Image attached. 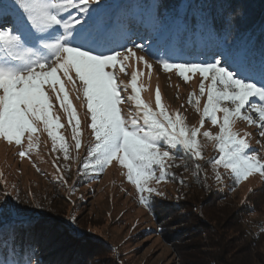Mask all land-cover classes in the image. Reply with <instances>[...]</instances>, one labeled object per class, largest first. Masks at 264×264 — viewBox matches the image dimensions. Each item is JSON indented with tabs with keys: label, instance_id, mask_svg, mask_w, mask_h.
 Segmentation results:
<instances>
[{
	"label": "snow or ice",
	"instance_id": "6c2138e0",
	"mask_svg": "<svg viewBox=\"0 0 264 264\" xmlns=\"http://www.w3.org/2000/svg\"><path fill=\"white\" fill-rule=\"evenodd\" d=\"M221 9L217 13L221 17L216 26L220 37L217 46L189 55L172 47L145 45L139 33L106 0H0V139L20 146L23 150L19 155L25 157L34 147L38 124L43 123L54 150L58 145L64 158L69 159V146L58 131L64 125L53 115L52 93L68 114L74 147L79 152L81 119L65 91L59 75L62 73L72 82L78 100L82 93L85 117L90 114L88 126L94 134L95 143L88 146L81 171L95 178L118 160L127 169V180L141 194V203L153 211L155 201L150 197L154 189L147 187L148 183L166 180L169 160L203 159L198 139L201 135L217 142L220 155L209 163L214 168L230 169L235 183L254 173L264 177V155L248 151V140L235 130L237 121L258 123L259 134L264 136V39L259 49L252 41L254 32L244 42L229 40L247 10L224 5ZM260 32L264 37V25ZM146 55L154 57L165 72H177L184 82L190 81L189 74H199L200 96L193 93L189 103L201 114L200 127H188L178 110L168 112L159 89L158 111L153 110L141 98L136 74L130 85L121 87L118 83L117 66L124 72L126 62L135 58L151 68ZM73 72L75 79L70 75ZM57 84L62 96L56 94ZM129 87L134 95L127 99L134 101L137 109L131 119L122 115L120 107L124 102L121 92ZM205 94L206 106L201 112L200 98ZM219 113H223L222 119ZM205 120L218 127L219 133H201ZM26 134L28 147L24 149ZM195 167L199 170V165ZM216 180H222L219 172ZM22 211L26 210L9 202L0 203V264H43L34 259L38 256L35 246L21 238L17 230Z\"/></svg>",
	"mask_w": 264,
	"mask_h": 264
},
{
	"label": "rangeland",
	"instance_id": "374dc122",
	"mask_svg": "<svg viewBox=\"0 0 264 264\" xmlns=\"http://www.w3.org/2000/svg\"><path fill=\"white\" fill-rule=\"evenodd\" d=\"M257 1L244 3L247 12H258L256 7L253 8ZM106 2L139 33L145 45L153 48H179L186 54L195 55L216 47L220 39L214 24L211 25L203 14L196 13L202 10L195 7L176 10L169 8V0ZM188 9H192V14L180 22V13L184 14ZM249 20L245 24L239 21L241 25L237 23L228 39L244 42L254 32L252 41L259 49L264 39L260 32L264 23ZM137 55L145 54L138 52ZM145 59L151 68L135 58L126 62L124 72L117 66L116 75L121 87L130 85L136 74L137 86L142 89L141 98L153 110L158 111L156 91L159 89L168 112L178 110L188 127H200L201 114L189 103L193 93L200 96L199 74H189L190 81L184 82L177 72H165L154 57L146 55ZM59 75L81 119L82 147L79 152L74 147L68 114L60 108L52 93L53 115L64 125L58 131L69 146V159L64 158L58 145L54 150L43 123L38 124L33 137L34 147L25 157L19 155L23 150L20 146L9 145L0 139V203L9 202L26 210L22 211V217L41 220L35 234L39 239L45 238L41 255L49 258L46 264H264V177L254 173L247 180L235 183L230 169L214 168L209 163L220 155L217 142L201 135L198 139L203 159L169 160L166 162L169 165L166 180L153 179L148 183L147 187L154 189L150 199H156L168 209L166 216L163 214L165 220L157 221L150 208L141 203V194L127 180V169L121 167L118 160L95 178L81 171L88 146L95 143L88 126L90 114L85 117L86 102L82 93L78 100L72 82L62 73ZM70 75L75 79L74 72ZM59 87V84L55 86L56 94L62 96ZM132 95L131 87L121 92L124 99L120 105L122 115L129 119L137 113L134 101L127 99ZM206 100V94L200 98L201 112ZM251 114L257 119L255 113ZM218 116L222 119L223 113ZM235 130L248 140V151L255 150L258 155H264L261 152L264 136L259 134L258 123L249 125L246 121H237ZM204 131L216 135L219 128L205 120L201 133ZM27 147L26 134L23 148ZM217 172L222 176L221 181L216 180ZM61 176L62 180L59 179ZM37 204L42 207L36 208ZM195 207L200 209L196 211ZM177 232L183 235V240L173 238ZM191 235H195L192 240ZM182 247H187V252H183Z\"/></svg>",
	"mask_w": 264,
	"mask_h": 264
},
{
	"label": "trees",
	"instance_id": "16d2710c",
	"mask_svg": "<svg viewBox=\"0 0 264 264\" xmlns=\"http://www.w3.org/2000/svg\"><path fill=\"white\" fill-rule=\"evenodd\" d=\"M247 0H224L222 2H220V0H169L168 2V6H170L169 8H177L176 10H181L184 11L186 8H193L195 7L196 9H200L201 11H197L196 13L198 14H203L207 21L212 25V24H219L221 17L217 14L219 11H221V5L224 6H235L237 8H241V9H245L244 7V3ZM206 4V6H205ZM199 6V7H198ZM203 7V8H202ZM257 8L258 12L255 13L252 12V10H250L249 12H247V16L245 18H241L238 20V22H243V24H245V21L247 19H252L253 21H260L261 23H264V2H261L260 0L257 1V3L254 4L253 8ZM202 8V9H201ZM175 10V11H176ZM192 9H188L187 11H185L184 14H181V19L182 21L180 22H184L183 20L188 18L190 14H192L191 12ZM174 11V12H175ZM184 16V17H183ZM249 20V21H250ZM239 22V23H240ZM162 24L166 25V22ZM182 24V23H180ZM241 25V23H240ZM216 26H214L215 30H216ZM242 27H244L242 25ZM211 28V27H210ZM202 29V28H200ZM215 34V33H214ZM204 36L201 35V38L203 39ZM213 37V36H212ZM205 38V37H204ZM205 41V39L203 40V42ZM219 43V41H218ZM175 50L177 52H183V50H180L179 48H175ZM153 201H155V211H153L152 209L151 212L153 213L155 219L157 221H164L166 214L168 213V209L166 208V206L164 204H162L161 202L157 201L156 199H153ZM196 211H198L200 208L199 207H195ZM164 214V216H163ZM193 214V213H192ZM39 216V215H36ZM41 224V220L37 219V218H33L31 216H25L22 217V222L17 224V230L21 236V238H23L24 240L30 242L31 244H33L35 246V250L38 253V256L34 257V259H39L41 261H43V264H46L47 260L49 258H44L41 255V250L43 248V241L45 240V238H41L39 239V235L35 234V231L38 230L39 226ZM179 233V232H177ZM173 237L174 239L177 240H183L184 237L181 233L177 234ZM195 236V235H194ZM194 236L191 235L190 240H192L194 238ZM40 240V242H39ZM195 246V245H194ZM183 248V252H185L187 249V247H182ZM187 252V251H186ZM41 255V256H40ZM11 258V257H10ZM25 258H27V255L25 256Z\"/></svg>",
	"mask_w": 264,
	"mask_h": 264
}]
</instances>
